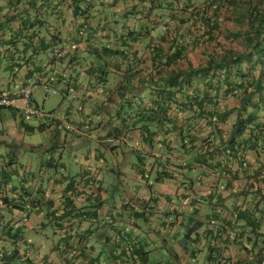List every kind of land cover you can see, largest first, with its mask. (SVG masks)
Instances as JSON below:
<instances>
[{
    "label": "crops",
    "instance_id": "1",
    "mask_svg": "<svg viewBox=\"0 0 264 264\" xmlns=\"http://www.w3.org/2000/svg\"><path fill=\"white\" fill-rule=\"evenodd\" d=\"M117 6L115 11L124 8ZM59 34L52 39L43 32L25 49L28 39L10 28L0 32V91L15 92L33 81L31 105L54 116L43 120L0 108V264H86L96 257L103 263L101 233L119 230L139 236L147 264H208V234L221 249L216 263L251 262L248 250L257 246L259 230L250 222L257 210L242 189L264 156L248 151V170L237 178L189 167L174 133L156 132L152 143H144L137 129H121L113 117L107 87L116 85L114 74L103 85L97 73H86L92 67L87 46L68 43L65 28ZM54 49L68 56L60 60ZM44 87L56 94L44 97ZM3 200L26 204L16 210ZM6 223L22 231L15 241L4 240ZM186 231L188 241L201 244L186 242L184 249ZM13 249L16 256L2 260Z\"/></svg>",
    "mask_w": 264,
    "mask_h": 264
},
{
    "label": "trees",
    "instance_id": "2",
    "mask_svg": "<svg viewBox=\"0 0 264 264\" xmlns=\"http://www.w3.org/2000/svg\"><path fill=\"white\" fill-rule=\"evenodd\" d=\"M119 3L124 8L115 11ZM7 28L28 39L25 49L43 32L56 39L65 28L68 43L87 46L86 73H97L103 85L114 74L111 111L120 128L130 124L147 144L156 132L174 133L189 167L238 178L248 151L264 156V0H0V32ZM194 53L199 60L191 59ZM263 175L264 165L242 189L254 198L250 224L259 230L257 246L248 250L252 260L243 264H264ZM3 202L16 210L26 204ZM4 231L6 241L22 232L7 223ZM101 234L99 256L107 257L86 264H147L149 252L133 231ZM189 236L180 241L184 249L186 242L201 244ZM208 236L206 260L218 264L221 249ZM4 256L11 261L16 250Z\"/></svg>",
    "mask_w": 264,
    "mask_h": 264
},
{
    "label": "built area",
    "instance_id": "3",
    "mask_svg": "<svg viewBox=\"0 0 264 264\" xmlns=\"http://www.w3.org/2000/svg\"><path fill=\"white\" fill-rule=\"evenodd\" d=\"M65 49H54L52 55L54 57H62L65 55ZM35 83L32 81L26 87H23L15 92L0 91V108H10L17 113H21L24 116L35 117L38 119L54 118L52 114L45 113L36 106L31 105V96L34 92ZM44 97L48 94H56V90L44 87ZM70 129V126H66ZM85 130L89 129L88 125H85Z\"/></svg>",
    "mask_w": 264,
    "mask_h": 264
},
{
    "label": "rangeland",
    "instance_id": "4",
    "mask_svg": "<svg viewBox=\"0 0 264 264\" xmlns=\"http://www.w3.org/2000/svg\"><path fill=\"white\" fill-rule=\"evenodd\" d=\"M191 59L193 60V61H196V60H199L200 59V57H199V55L197 54V53H194L193 55H191ZM110 72H111V69L109 70ZM108 71V72H109ZM109 72V73H110ZM109 77L111 78L112 77V75H109ZM110 90L111 91V89H112V86L110 87H107V90ZM112 92H113V90H112ZM106 94H109L107 91L105 92ZM39 95H37L36 96V100H37V103H38V105H39V107L40 108H43V103H42V100L38 97ZM52 95H50V97H51ZM35 138L36 139H39V141L41 140L42 142H44V141H46L47 140V137H46V135L45 134H40V133H36L35 134ZM0 140H2V138L0 137ZM9 140V139H8ZM37 157H39V155H36L35 157H34V159H35V161L37 160Z\"/></svg>",
    "mask_w": 264,
    "mask_h": 264
}]
</instances>
